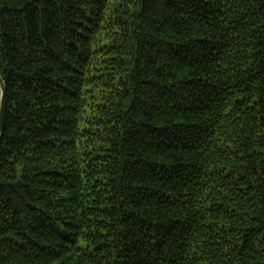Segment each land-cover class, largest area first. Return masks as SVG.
Here are the masks:
<instances>
[{
	"label": "trees",
	"instance_id": "obj_1",
	"mask_svg": "<svg viewBox=\"0 0 264 264\" xmlns=\"http://www.w3.org/2000/svg\"><path fill=\"white\" fill-rule=\"evenodd\" d=\"M0 264H264V0H0Z\"/></svg>",
	"mask_w": 264,
	"mask_h": 264
},
{
	"label": "water",
	"instance_id": "obj_2",
	"mask_svg": "<svg viewBox=\"0 0 264 264\" xmlns=\"http://www.w3.org/2000/svg\"><path fill=\"white\" fill-rule=\"evenodd\" d=\"M6 84L0 75V141L5 131L6 119Z\"/></svg>",
	"mask_w": 264,
	"mask_h": 264
}]
</instances>
